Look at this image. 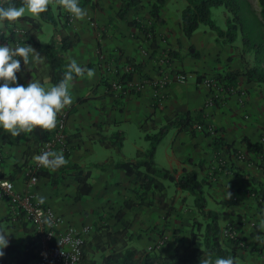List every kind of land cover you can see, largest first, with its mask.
<instances>
[{"label": "crops", "instance_id": "crops-1", "mask_svg": "<svg viewBox=\"0 0 264 264\" xmlns=\"http://www.w3.org/2000/svg\"><path fill=\"white\" fill-rule=\"evenodd\" d=\"M82 1L78 0V6L85 9L87 15L83 20L70 17L66 33L77 41L65 57L68 63L70 58L75 59L85 69L92 65L94 76L89 79L85 73L69 82L72 104L64 109L76 107L69 116L66 129L69 151L56 150L63 152L68 163L51 170L52 174L63 176L57 179V183L54 182L55 176L39 177L36 187L39 196L44 197V203L52 206L65 222L78 227L91 226L92 229L108 222L119 228L121 224L117 223L114 214L124 208L126 200L136 199L143 191L135 183L134 176L116 166L121 155L115 148L104 147L93 135L98 131L104 136L121 132L124 136L122 155L134 160L138 149L145 150L149 146L141 128L149 117L153 118L154 131L164 126L173 115L189 113L195 119L202 116L201 121L213 127L216 133L209 135L196 131L192 134L179 126L173 127L158 144L156 162L178 175L184 169L195 170L201 179H205L208 206L210 201L215 203L211 209L220 213L223 231L229 228L236 234L237 243L228 244L237 250L239 262L264 264V243L258 242L264 240V232L255 227L264 213V205L258 203L255 194H264V163L260 156L248 151V145L243 141L249 137L254 142L264 143V84L247 82L241 77L237 85L232 86V91L222 94V99L215 98L210 102V89L198 82L196 74L224 76L230 70L241 68L242 59L230 45L222 47L212 31L199 28L191 39L186 38L181 27V9L169 8V4L177 0H164L160 11L162 21L153 19L157 48L152 47L140 29L118 17L120 0H92L87 4ZM156 1L140 0L128 11V19L147 23ZM51 5L57 9L56 1L53 0ZM60 10L65 12L61 6ZM25 16L32 17L27 13ZM29 27L26 20L5 21L0 23V36L13 31L16 39L11 47L19 42V45H31L39 52L25 34ZM43 30L46 33L44 24ZM52 34L53 29L50 35L46 34L48 42ZM129 58L145 63L133 78L141 86L137 93H121L107 85L118 73L125 72ZM19 59L21 69L16 73V83L23 85L33 78L36 80L37 65H29V70L22 58ZM178 72L193 76L185 83L171 79L163 89L154 87L153 80L165 73L174 76ZM47 85L43 87H52L51 83ZM80 99L84 100L79 102ZM170 133L171 138L168 137ZM132 136L135 141L131 140L128 145ZM216 136L224 142L234 143V147L215 144ZM28 137L29 133H21L13 138L0 128V177L12 180L19 192L27 189L24 165ZM166 138L169 140L164 143ZM97 163L105 165L94 167ZM76 164L85 170L91 169L93 186L92 192L80 199H76L79 186L75 178L77 170L73 167ZM166 185L167 194L174 198L177 208L170 219L172 230L182 226L181 220L185 222L187 219L183 212L186 207L193 206H186L190 201L188 192L176 186L171 191V185ZM253 187L257 190L253 191ZM227 189L232 195L225 199ZM145 200H153L152 194L146 195ZM140 209L141 214L136 219L134 210L126 211L125 218L134 221L133 228L143 223L146 227L164 223L166 212L163 209L155 205H141ZM91 231L85 238L92 234ZM0 232L9 234L8 243L23 244L34 237V226L23 216H17L9 202L4 200L0 203Z\"/></svg>", "mask_w": 264, "mask_h": 264}, {"label": "trees", "instance_id": "trees-1", "mask_svg": "<svg viewBox=\"0 0 264 264\" xmlns=\"http://www.w3.org/2000/svg\"><path fill=\"white\" fill-rule=\"evenodd\" d=\"M56 1V0H54ZM122 2L118 17L128 22L130 26L140 29L145 35V39L151 41L153 48H157L155 24L153 19L162 21L160 11L164 0H157L151 10L149 22L144 23L141 20H129L128 11L138 5L140 0H120ZM186 5L181 11V27L186 38L191 39L194 33L201 25L209 26L214 31L217 40L223 45H230L235 50L239 49L236 45L239 37L242 39L244 54H241L242 67L228 71L224 76L221 74H210L219 79L224 85L236 86L238 80L243 77L247 82H259L264 84V0H259L260 10L257 12L248 0H185ZM92 2V0H83V4ZM0 4L5 7L13 4L17 7L22 5V0H0ZM214 6H223L226 8L227 28L219 27L211 17V9ZM71 16L69 13L60 10V6L54 10L50 4L48 10L41 13L38 17L33 18L23 16L19 20H26L30 25L25 30L28 39L34 43L38 49L43 63L36 66V80L44 86L51 83L52 86L58 84L67 71L68 61L66 60V52L72 48L76 39H72L66 29L70 23ZM49 23L53 26V34L48 43H43L42 36L44 34L43 24ZM16 35L13 31L7 36H0V45H9L15 42ZM198 55V53H196ZM253 55V60H250ZM126 70L118 73L114 81L127 84L133 81L135 74L145 67V63L139 62L133 58H129L126 62ZM89 65L88 68H91ZM198 82L202 78V74H196ZM207 75V74H205ZM74 79L77 78L73 74ZM103 82V81H102ZM108 83L107 80L104 81ZM24 83L23 86H27ZM113 89L112 82L108 83ZM84 99H80L79 102ZM73 106L68 109L69 115L75 111ZM202 115V114H201ZM201 118L195 119L189 113L181 115H173L167 119L164 126L158 130H152L154 123L153 118L149 117L141 128L144 131L145 139L149 142L147 149H138L134 160L128 159L122 155V145L124 136L121 132H116L111 136L94 134V138L108 148H115L116 153L121 158L116 162V166L126 171L129 176L135 177V183L139 184L143 193L136 199H128L125 201L124 208L114 214L117 223L121 227L114 228L108 222L95 225L92 234L86 238L82 246L81 264H200V259L211 256L213 260L216 258L233 257L236 264L239 262L237 250L228 244H236V240L226 238L220 224V213L208 206V193L206 191V180L201 179L195 170L184 169L181 174L160 166L155 159L156 149L165 134L173 127L179 126L190 133L194 134V122L201 121ZM114 124V122H110ZM203 123V121H201ZM100 128V127H99ZM206 134L208 132L201 131ZM53 130H43L35 128L29 133L27 148L25 150V170L27 167H34L33 157L40 154L41 146L51 139ZM214 143L221 147L231 148L234 143L224 142L219 136L214 138ZM68 140V135H67ZM248 145V151L254 152L260 156L264 163V143L254 142L249 137L243 139ZM69 146V143H68ZM69 151V148L66 152ZM105 163L94 164V167H104ZM77 170L75 178L79 183L76 199H80L92 192L93 186L90 182L91 169L85 170L79 165H73ZM264 167V166H263ZM36 175L52 177L57 179L62 175L51 172L50 169L40 168L35 171ZM3 177V176H1ZM6 178V177H4ZM27 179V178H26ZM166 181L174 183L175 186L186 191L193 197V207L195 215L189 221V227L185 230L172 228L167 225L162 230H156L154 225L149 226L147 233H144L148 240L153 244L151 249L139 248L133 244L138 240L133 230V220L125 218L126 211L132 209L136 212L135 218L141 214V205L157 206L166 212L165 219L176 211L175 200L167 194ZM253 187V191H256ZM152 194L153 200L146 201V195ZM256 199L260 205H264V194L255 192ZM138 199V201H137ZM187 199L186 197L184 198ZM183 218V215L182 217ZM182 223L184 220H181ZM157 225V224H156ZM161 238L155 240L157 234ZM153 231V232H152ZM169 234V239L166 235ZM142 238V237H141ZM169 244V247H162ZM4 255L0 256V264H37L38 245L36 236L23 244L8 243L7 247L0 249Z\"/></svg>", "mask_w": 264, "mask_h": 264}, {"label": "clouds", "instance_id": "clouds-1", "mask_svg": "<svg viewBox=\"0 0 264 264\" xmlns=\"http://www.w3.org/2000/svg\"><path fill=\"white\" fill-rule=\"evenodd\" d=\"M52 0H22V5L17 7L8 4L6 7L0 4V23L5 21L9 23L17 22L25 14H30L33 18L48 10ZM56 3L63 10L70 13L74 20H83L87 15L85 9L78 6V0H56ZM7 36V33H3ZM23 64L37 65L43 63V58L31 45L24 44L11 47L9 45H0V128L10 133L13 138L21 133H31L33 129L53 130L57 126V115L62 109L72 104V97L69 93V82L73 80V74L83 77L85 73L91 79L94 76V69L82 68L75 59L69 60L67 71L64 72L63 79L56 85L46 89L34 78L27 86L17 84L16 73L21 69V60ZM15 85V86H12ZM34 162L43 168L55 171L68 161L63 152L42 151L33 157ZM3 187L10 188L11 185L5 184ZM229 188V187H228ZM232 193L226 192L225 199L231 198ZM45 198L39 197L38 203H44ZM262 218L255 226L260 232H264V213ZM49 221L45 220V223ZM9 234L0 232V249L7 247ZM264 243V240H259ZM0 251V256H3ZM200 264H236L233 257L212 259L211 256L200 259Z\"/></svg>", "mask_w": 264, "mask_h": 264}, {"label": "built area", "instance_id": "built-area-1", "mask_svg": "<svg viewBox=\"0 0 264 264\" xmlns=\"http://www.w3.org/2000/svg\"><path fill=\"white\" fill-rule=\"evenodd\" d=\"M17 45H19V42H16L15 46ZM192 76L193 74L185 72H178L174 76L165 73L159 79L153 80L152 83L159 90L165 88L171 79L185 83ZM2 83L3 81H0V84ZM199 83L210 89V102H213L215 98L222 99V94L233 90L232 86L226 87L219 79L209 74L203 75ZM112 87L115 91L121 93H137L141 88L140 84L134 81L127 84L113 81ZM69 116L68 109H63L58 113L57 126L53 129V135L50 140L41 146L40 153L47 150H68L66 129ZM194 129L212 135L216 133L213 127L201 122L195 123ZM40 168L42 167L36 163L34 167L29 166L26 168L27 189L22 192L16 190L12 180L0 177V203L7 200L17 216H23L24 219L33 223L34 236H36L38 245L37 264H81L82 246L86 240L85 235L92 228L91 226L78 227L70 222H65L64 218L52 206L37 202L40 197L36 190L39 176L34 173ZM5 184L11 185V187H3ZM45 220L49 222L45 223ZM224 235L230 239L236 237L235 232L229 228L224 231Z\"/></svg>", "mask_w": 264, "mask_h": 264}, {"label": "rangeland", "instance_id": "rangeland-1", "mask_svg": "<svg viewBox=\"0 0 264 264\" xmlns=\"http://www.w3.org/2000/svg\"><path fill=\"white\" fill-rule=\"evenodd\" d=\"M178 2H172V3H170L169 4V8L171 9V10H176V9H181L180 10V13H181V11H182V9L185 7V5H186V1L185 0H177ZM250 3H251V5H252V7L254 8V10H256L257 12H259V10H260V6H259V0H248ZM52 2H53V0H52ZM53 8H54V10H55V7L53 6ZM66 12V11H65ZM68 13V12H67ZM226 8L225 7H223V6H214V7H212V9H211V17H212V19L214 20V22L219 26V27H221V28H227V23H226ZM71 16V15H70ZM149 22V21H148ZM44 26H45V31H46V33H44L43 34V36H42V39H43V41L44 42H48V40H47V37H46V34H48V35H50V33L52 32V29H53V26L51 25V24H49V23H44ZM202 30H207L208 32H211L212 31V29L209 27V26H207V25H201V27H200ZM212 32H214V31H212ZM215 34V33H214ZM211 39V38H210ZM221 44V43H220ZM236 45L239 47V49H237L236 51H237V53H238V56L239 57H241V54L242 55H245L244 54V48H243V43H242V39H241V37H239V39H238V41L236 42ZM221 46L222 47H225V46H227V45H223V44H221ZM253 58H254V56L253 55H250V60H253ZM263 65H264V62H263ZM48 85L47 86H50L49 84V82L47 83ZM48 89V88H47ZM171 131V130H170ZM173 132V131H172ZM169 138H171V133H170V135L168 136ZM134 139V141H135V138H134V136H132L131 138H130V141L128 142V145L130 144V142H131V140H133ZM168 138H166L165 139V141H164V143L165 142H168ZM142 143L143 144H145L146 143V140L145 139H143V141H142ZM148 144H149V142H148ZM162 146H164V145H162ZM105 147V146H104ZM160 156H161V153H160ZM166 183L167 184H170L171 185V187H170V189L169 190H174L175 189V185L173 184V183H171V182H169V181H166ZM170 191V192H171ZM209 195H207V197H208ZM189 199H190V201H188L187 202V205L186 206H193V197L190 195L189 196ZM213 206H215V203H213L212 201H210V207L209 208H213ZM187 208V210H186V212H183V214H184V217H186L187 219H185L186 221L185 222H183V224H182V226H180V227H182V228H180V229H183V230H185L186 228H188L189 227V221L191 220V218L195 215L194 213H195V211H194V207H186ZM184 211H185V209H184ZM186 214V215H185ZM172 218V215H170L169 217H167L165 220H164V223H160V224H157V225H154V227H155V229L157 230H162L164 227H166L167 225L169 226V224H170V222H171V219ZM182 219V218H181ZM222 222V221H221ZM179 228V227H178ZM149 228L148 227H146L145 225H144V223L143 224H141V225H137L135 228H133V230H134V232H135V235H137L139 238H138V240H135L134 242H133V244L135 245V246H137V247H139V248H149V249H151V247H152V245L151 244H153L152 243V241L151 240H148L147 239V237L146 236H144L143 237V235H144V233H147V230H148ZM156 230H154V233H156ZM164 230V229H163ZM153 232V231H152ZM157 235V238L155 239V240H157L158 239V241L160 240V243L162 242L161 241V238H160V236L158 235V233H156ZM142 237V238H141ZM169 234H167L166 235V239H169ZM170 240V239H169ZM162 244V243H161ZM167 247H169V244H166V246H164V247H162L163 249H166Z\"/></svg>", "mask_w": 264, "mask_h": 264}]
</instances>
